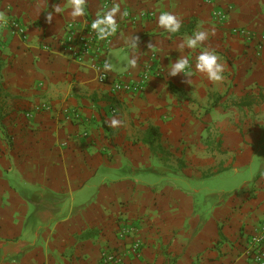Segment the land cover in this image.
Instances as JSON below:
<instances>
[{"label":"crops","instance_id":"1","mask_svg":"<svg viewBox=\"0 0 264 264\" xmlns=\"http://www.w3.org/2000/svg\"><path fill=\"white\" fill-rule=\"evenodd\" d=\"M105 1L119 4L121 31L102 83L92 56L77 61L59 42ZM68 4L1 0L27 39L0 30V264H255L246 252L264 221V43L259 52L231 30L260 37L264 0H88L75 18ZM142 11L155 17L124 19ZM164 11L183 21L179 33L159 25ZM200 30L201 46L182 47ZM204 51L219 56L222 81L196 69ZM153 54L159 73L144 94L110 93ZM182 56L192 75L170 76Z\"/></svg>","mask_w":264,"mask_h":264},{"label":"built area","instance_id":"2","mask_svg":"<svg viewBox=\"0 0 264 264\" xmlns=\"http://www.w3.org/2000/svg\"><path fill=\"white\" fill-rule=\"evenodd\" d=\"M206 1L211 4V0ZM110 5V1H105L102 6L103 12L106 9H110ZM125 13H127V15H124V19L132 22H136L139 18L153 19L155 17V13L153 11H142L138 14H134L133 12ZM213 15L217 23L220 25H224L228 22V13L224 10H214ZM95 19L87 21L84 25L75 23L68 24L66 30L68 35L64 39H61L59 43L62 45L63 50L73 53L77 61H81L84 57L92 56L96 60L94 67L99 74V81L106 83L109 81V74L104 68V65L107 63L104 55L108 50L113 36L121 31V24L117 22L119 24V28L114 35L107 37L104 40H100L98 39L96 33L90 29V25ZM6 29H8L13 36H20L24 40L27 39L25 28L15 18H9V24ZM231 34L243 38L246 42L258 40L259 52L263 48L264 33L258 37L256 33L247 28H233L231 30ZM43 47L45 50H51L50 45L45 44ZM156 59V55L153 54L149 62L144 65L143 71L138 77H120L119 79L111 82L110 93L115 97H119L121 95L140 96L144 94L152 77L159 73L155 68ZM115 113L116 111L113 109L112 114ZM28 116L30 117V115ZM74 116L75 118L77 117L76 114H74ZM130 234V229H122L118 232L119 238L128 237ZM142 248L141 241L136 240L133 244V251L136 254H139L142 251ZM246 253L252 263L264 264V221L260 224L258 234L254 235L250 239ZM118 257L119 258H117V260L120 261L121 258L120 256ZM112 258L113 257H110L109 259Z\"/></svg>","mask_w":264,"mask_h":264},{"label":"clouds","instance_id":"3","mask_svg":"<svg viewBox=\"0 0 264 264\" xmlns=\"http://www.w3.org/2000/svg\"><path fill=\"white\" fill-rule=\"evenodd\" d=\"M68 6L71 8L72 17H83L87 14L88 0H69ZM63 9L61 5L57 4L53 10L48 13V22L51 23L54 13L62 14ZM120 12L119 4H113L110 9H106L102 14L91 23L90 29L94 31L100 40L114 35L119 24L117 23L116 16ZM124 15H127L125 13ZM159 25L164 28L168 33H179L183 27V21L171 12L164 11L159 15ZM9 24V18L4 12H0V30L6 29ZM209 38L208 32L204 30L195 31L191 36L187 37L184 41L188 48H197L201 46ZM138 39V38H137ZM131 49H135V44L129 45ZM152 47L151 44L148 46ZM136 59H130L128 64L130 67L136 66ZM196 69L202 73H206L208 79L213 82H220L224 79L225 66L220 62L219 56L215 51H204L196 58ZM105 70H110L112 65L105 64ZM170 76H176L179 73H184L186 76H191V62L185 57H181L177 62L170 64ZM189 82V81H188ZM190 83V82H189ZM121 122L113 119L112 126H118Z\"/></svg>","mask_w":264,"mask_h":264},{"label":"rangeland","instance_id":"4","mask_svg":"<svg viewBox=\"0 0 264 264\" xmlns=\"http://www.w3.org/2000/svg\"><path fill=\"white\" fill-rule=\"evenodd\" d=\"M261 151H262V163L264 162V142L263 144L261 145Z\"/></svg>","mask_w":264,"mask_h":264}]
</instances>
